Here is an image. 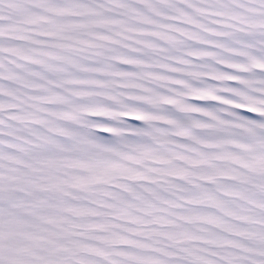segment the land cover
<instances>
[{"label": "snow or ice", "instance_id": "1", "mask_svg": "<svg viewBox=\"0 0 264 264\" xmlns=\"http://www.w3.org/2000/svg\"><path fill=\"white\" fill-rule=\"evenodd\" d=\"M0 264H264V0H0Z\"/></svg>", "mask_w": 264, "mask_h": 264}]
</instances>
